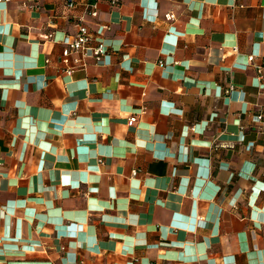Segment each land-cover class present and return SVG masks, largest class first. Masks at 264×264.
<instances>
[{"label":"crops","instance_id":"obj_1","mask_svg":"<svg viewBox=\"0 0 264 264\" xmlns=\"http://www.w3.org/2000/svg\"><path fill=\"white\" fill-rule=\"evenodd\" d=\"M91 1L0 2V264H264V0Z\"/></svg>","mask_w":264,"mask_h":264},{"label":"built area","instance_id":"obj_2","mask_svg":"<svg viewBox=\"0 0 264 264\" xmlns=\"http://www.w3.org/2000/svg\"><path fill=\"white\" fill-rule=\"evenodd\" d=\"M9 0H0V2H7ZM81 1V0H80ZM85 7L91 16L97 15L96 2L91 0H83ZM118 0H111L112 4H116ZM78 3V0H67L66 5L73 8ZM166 20L175 18L173 12H167L164 15ZM107 52V49L101 38L94 31H91L85 24L80 23L73 38L64 44L60 55V61L63 64L62 71L66 74H71L77 68H84L88 64L89 59L99 61ZM46 62L48 59L45 60ZM159 60V63H162ZM231 89V86L228 90ZM261 118V115H258ZM137 115L131 114L128 118V125H132L136 121Z\"/></svg>","mask_w":264,"mask_h":264}]
</instances>
